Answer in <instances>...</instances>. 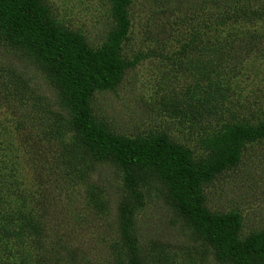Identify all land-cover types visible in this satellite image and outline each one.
<instances>
[{
	"label": "rangeland",
	"instance_id": "374dc122",
	"mask_svg": "<svg viewBox=\"0 0 264 264\" xmlns=\"http://www.w3.org/2000/svg\"><path fill=\"white\" fill-rule=\"evenodd\" d=\"M35 1L47 24L121 63L114 85L89 93V119L118 139L162 138L194 170L234 146L235 160L198 184L199 203L233 214L238 241L264 233V134L232 139L264 124V0ZM72 116L49 67L0 36V264H237L150 167L93 157Z\"/></svg>",
	"mask_w": 264,
	"mask_h": 264
},
{
	"label": "trees",
	"instance_id": "16d2710c",
	"mask_svg": "<svg viewBox=\"0 0 264 264\" xmlns=\"http://www.w3.org/2000/svg\"><path fill=\"white\" fill-rule=\"evenodd\" d=\"M0 36L14 46L30 50L49 67L73 114L72 128L93 157L111 160L125 168L150 167L164 182L188 223L214 247L218 258L237 264H264L263 232L238 241L235 239L237 221L233 214L210 215L199 203L198 184L235 160L234 146L227 157L194 170L185 152L162 138L132 142L98 128L88 117V95L93 89L114 85L121 63L111 50L89 51L79 37L47 24L35 0H0ZM259 134H264V124L258 125L255 131L236 127L232 139L253 138ZM116 209L120 242L124 243L130 238L129 208L119 202ZM64 258L71 260L66 254ZM132 264L145 262L139 257Z\"/></svg>",
	"mask_w": 264,
	"mask_h": 264
}]
</instances>
